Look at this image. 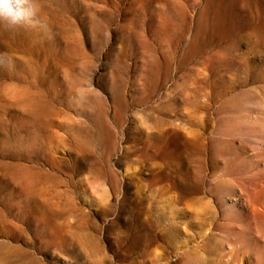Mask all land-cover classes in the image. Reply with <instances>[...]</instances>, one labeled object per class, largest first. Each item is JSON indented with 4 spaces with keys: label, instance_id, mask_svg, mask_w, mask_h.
I'll return each mask as SVG.
<instances>
[{
    "label": "rangeland",
    "instance_id": "1",
    "mask_svg": "<svg viewBox=\"0 0 264 264\" xmlns=\"http://www.w3.org/2000/svg\"><path fill=\"white\" fill-rule=\"evenodd\" d=\"M0 24V264H264V0H38Z\"/></svg>",
    "mask_w": 264,
    "mask_h": 264
},
{
    "label": "clouds",
    "instance_id": "2",
    "mask_svg": "<svg viewBox=\"0 0 264 264\" xmlns=\"http://www.w3.org/2000/svg\"><path fill=\"white\" fill-rule=\"evenodd\" d=\"M0 24L7 29L43 27L38 17V0H0Z\"/></svg>",
    "mask_w": 264,
    "mask_h": 264
}]
</instances>
